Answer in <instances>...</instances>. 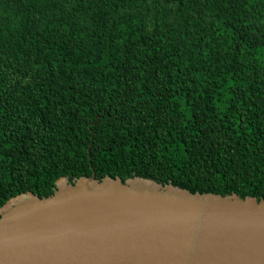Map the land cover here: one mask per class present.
I'll use <instances>...</instances> for the list:
<instances>
[{"label":"trees","instance_id":"trees-1","mask_svg":"<svg viewBox=\"0 0 264 264\" xmlns=\"http://www.w3.org/2000/svg\"><path fill=\"white\" fill-rule=\"evenodd\" d=\"M92 174L264 199V0H0V207Z\"/></svg>","mask_w":264,"mask_h":264},{"label":"water","instance_id":"water-1","mask_svg":"<svg viewBox=\"0 0 264 264\" xmlns=\"http://www.w3.org/2000/svg\"><path fill=\"white\" fill-rule=\"evenodd\" d=\"M0 264H264V199L62 176L51 195L0 207Z\"/></svg>","mask_w":264,"mask_h":264},{"label":"bare ground","instance_id":"bare-ground-1","mask_svg":"<svg viewBox=\"0 0 264 264\" xmlns=\"http://www.w3.org/2000/svg\"><path fill=\"white\" fill-rule=\"evenodd\" d=\"M59 185L62 186V185H63V182L61 181V182L59 183ZM27 199H28V197L25 196V197H19V198L15 199V200L9 202L10 204H8V207L5 208V210H4L3 212H6V211L11 210V209L13 208L14 202H17L18 204H20L21 202H23V201H25V200H27Z\"/></svg>","mask_w":264,"mask_h":264}]
</instances>
